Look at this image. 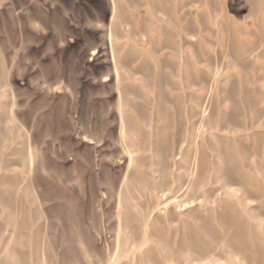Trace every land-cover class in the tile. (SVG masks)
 <instances>
[{
	"label": "rangeland",
	"instance_id": "1",
	"mask_svg": "<svg viewBox=\"0 0 264 264\" xmlns=\"http://www.w3.org/2000/svg\"><path fill=\"white\" fill-rule=\"evenodd\" d=\"M0 264H264V0H0Z\"/></svg>",
	"mask_w": 264,
	"mask_h": 264
}]
</instances>
